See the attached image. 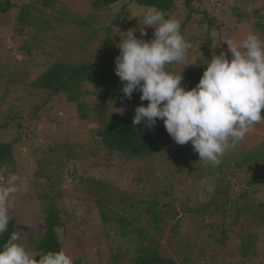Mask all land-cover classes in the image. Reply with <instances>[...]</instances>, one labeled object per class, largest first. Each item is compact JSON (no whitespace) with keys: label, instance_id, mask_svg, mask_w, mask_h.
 Instances as JSON below:
<instances>
[{"label":"trees","instance_id":"16d2710c","mask_svg":"<svg viewBox=\"0 0 264 264\" xmlns=\"http://www.w3.org/2000/svg\"><path fill=\"white\" fill-rule=\"evenodd\" d=\"M15 1L17 0H0V23L4 27L12 29L11 42L14 45L18 42L21 43L15 51L26 55V58L22 64H19L20 67L14 65L12 68L6 63L2 65L0 60V84H4L6 87L4 91H0V115L5 121V125L0 129H8L13 124H16L17 127L22 125L18 122L21 114L18 111L17 103V105L13 103L14 105L11 106L7 114L3 115L1 112L7 104L8 98L17 92L16 85H20L23 89L30 87L47 92L49 94L48 101L57 96L66 95L67 102L77 108L79 120H88L94 117L99 122L98 127L92 132L95 147L85 151V156L77 155L78 149L75 144H71L69 141L59 143L57 140L51 142L53 145L48 149L35 148L31 152L32 155L38 156L39 151L43 149L45 158L40 163L41 168L37 171L39 176L36 178L50 181L49 189L41 193V198L45 201L42 209L44 215L41 217L44 228L43 234L33 241V248L37 256L49 251L58 252L62 249L58 232L65 228L72 217L70 218L67 212L58 207V200L62 197L59 185L63 181L65 173L64 170L59 169L73 162L76 165L75 168L68 167L66 173L72 181L87 185L88 190L90 189L91 193L96 196L95 206L100 205L103 208L97 209L102 224L109 226L114 223L118 229L117 235L133 244L135 255L131 264H192L187 257L180 263L170 253H165L161 250L160 241L146 232L145 228L152 227L155 236L160 238L159 234L164 235L166 226L172 220H174V224L169 230V233H172L171 237L180 236L183 223L190 222L194 228L192 230L193 236H195L193 239L197 241L202 235L203 237L208 236L221 251L232 253L230 242L232 236L236 234L240 238V245L235 250L242 259L239 264L258 261L264 254V249L258 248L260 242L264 240V205L250 194L249 188L257 185L258 181L264 180V178L252 175L249 182L247 181L246 187L242 188L245 190L238 195H233L230 188L237 189L238 178L235 173H232V179L229 180L228 186L230 187L231 181L233 185L230 188L218 186L213 193L207 192L205 201L200 203L190 205L188 198L179 201L175 196V190L177 181L180 185L183 180L178 175H183L188 163L198 154L193 151V146L190 143V151L183 150L181 153L174 154L167 152L165 157L163 139L169 134L163 132L162 120H157L152 129L146 128L144 123L133 125L135 108L141 105L147 106L148 102H141L139 93L136 92L133 93L131 100L124 97L123 84L114 69L115 58L120 54L118 48L120 35L116 34L121 33V28L120 30L118 28L122 27V17L131 16L130 7L146 10L147 7L155 6L165 14L166 18H174L176 4L181 1L188 10L186 21L181 23L182 36L184 37L188 22L196 27L201 36V38L193 36L192 40H189L192 47L187 50L191 52L194 50L196 56L201 60V64L187 73L181 81V86L186 90L192 89L199 83L207 63H210L213 58L211 55L213 53L206 57L207 48L211 49L214 43L222 42L220 36L224 28L228 31V27L233 26V31L236 34H234L236 37L234 41L237 38L240 39L237 34L244 33L246 35L248 33V26L255 27V30L253 29L254 31L250 33H255L261 40L264 39V0H259L251 11L242 10L241 4L240 6L233 5L230 0H90L91 4L89 0H85L86 3H89V11L85 16L72 12L75 1L65 5L60 0H29L28 3L20 5L17 15L10 17L12 9L17 6ZM121 5L122 10L112 16V10ZM252 15L254 18L250 20ZM2 16H9L13 20L7 21ZM132 17L136 19L134 16ZM141 24L142 20L135 29L136 31L140 32ZM143 27L147 35L138 36V38L150 41L153 38L154 29ZM67 28L69 29L67 33L63 34L59 31ZM75 38L78 42L73 46L72 41L75 43ZM50 40L58 41L60 44L57 48H51L45 52V47L52 45ZM197 43L200 47L195 49ZM1 44L0 46H2ZM224 46L227 50L226 56L231 60V53L228 52L226 42ZM4 47L7 50L9 46L6 44ZM214 50L213 46L212 51L214 52ZM30 64L33 66L35 64L36 67L42 69V72L35 79L29 81L31 70L28 69V65ZM170 67L173 69L171 65ZM174 74L178 75L176 71ZM88 99L97 100V105L90 107ZM112 101L130 104L133 113L127 115L108 114ZM39 110H35L33 118L40 121L42 114L39 115ZM91 113L95 115L91 117ZM23 121L24 119H22ZM263 122L260 123L263 124ZM260 123H258L259 126ZM261 127H264V124ZM261 142L262 144L257 147V155L239 156L227 166L233 164L237 169L246 168L250 172L254 165L264 164V141ZM21 144L20 137L11 141H0V171L14 165L13 158L17 153L21 154ZM98 152H102L103 155L97 157L99 156ZM80 158L87 159L90 163L87 170L77 167L75 161ZM116 158L122 159L121 161L127 164H144L146 161L162 162L160 175L165 183L159 189L156 187V191L144 195L142 199L130 200L127 196L123 197L124 194H122L123 198L117 200L115 195L118 191L112 189L109 181L89 175L91 170L97 171L105 168L109 171L110 168H117V164H112ZM48 169H54L56 172L50 174L47 172ZM187 173L193 177L192 169H189ZM155 174V168L151 167L139 172V176L143 175L145 178L137 179L139 181L146 180V184H149L151 180H153L152 182L157 180ZM35 183L38 181L35 180ZM156 185L158 184L156 183ZM82 188L85 187L82 186ZM104 199L106 203L103 202ZM103 203L106 205L103 206ZM135 215L137 219L134 218ZM134 219L139 222L145 221L146 227L143 229L136 227ZM16 232L17 220L13 216L9 221L8 230L0 235V248L7 242L10 235ZM178 242L183 241L179 240ZM189 245L188 242L180 245L181 250H185ZM174 252L176 253V251ZM178 252L180 251L178 250ZM207 254L209 253H206L204 248H200V255L196 257L193 264L201 263ZM36 259L38 260L39 257ZM259 264L262 262L260 261Z\"/></svg>","mask_w":264,"mask_h":264},{"label":"rangeland","instance_id":"374dc122","mask_svg":"<svg viewBox=\"0 0 264 264\" xmlns=\"http://www.w3.org/2000/svg\"><path fill=\"white\" fill-rule=\"evenodd\" d=\"M60 1L65 5L71 1H75L72 12H76L78 15L81 14L85 16L89 11L88 7L90 0L89 3H86L85 0ZM230 1L233 5L240 6L241 4L242 10L251 11L255 8V5H257L259 0ZM28 2L29 0L15 1L17 6L12 9V12L9 14L10 17L17 15L20 5ZM121 10L122 5L117 6L112 10L113 12L111 15L114 16L115 13H118ZM129 10L131 16L128 15L126 17H122V27L118 28V30L121 28V33L116 34L117 36L120 35L119 41L121 39H125L127 36L126 33L129 30H133L137 38L140 36L139 30L136 31L135 29H137L138 25H140L143 18V12L145 10L137 7H130ZM187 15V8L183 2L179 1L176 4V10L173 17L178 19L181 24L186 21ZM132 16L136 19H133ZM2 17L7 21L13 20V18H10L9 16ZM253 18L254 17L252 15L250 20H253ZM253 29L255 30L254 26H248L247 32L250 33L254 31ZM11 30L12 29L9 27L6 28L0 23V44L2 43L1 45L3 46H0V60L2 61V65H5L6 63L11 68L14 65L20 67L19 64H22L26 55L15 51L21 43L18 42L14 45L11 42ZM59 31L64 34L67 33L69 29H60ZM199 34L200 33H198L196 27H193L191 22H188L187 29L184 32V39L186 41H191L193 36L201 38ZM234 34L235 32L233 31V26L230 25V28L228 27V31L224 28L220 36L222 42L213 44L215 48L214 52L212 51L213 46L211 49L207 48L208 53L206 57L211 53H213L211 55L214 56L219 55L221 52L227 55L224 41L227 39H236V34ZM237 35L240 36V39L237 38V40H235L236 42H240L246 37L244 33ZM49 42L52 43V45L47 48L45 47V52H48L51 48H57L60 44V42L53 40H50ZM72 42L74 44L73 46L77 45V38H75V43L74 41ZM6 44L9 46V52L8 49L5 50L4 45ZM198 47H200L199 43L195 45V49ZM77 56L80 57V55ZM200 64L201 60L196 56V52L194 50L192 52L187 51L186 58L183 62L171 64L173 69H171L170 65H167L166 71L173 75H176L174 74L176 71L178 75L181 74L182 77H184ZM28 66V69L31 70L28 78L29 81L35 79L40 72H42V69L36 67L35 64L34 66L33 64ZM16 86L18 89L17 92L15 95L13 94L8 98V102L1 112H3V115L7 114L11 106L14 105L13 103H17L19 108L18 111L21 114V118L18 119V122L22 123V125L17 127L16 124H13V126L8 129H0V141H11L12 139L20 137L22 140V147H20L21 152H19L21 154L17 153L14 156V165L9 167L10 172L7 173L9 170L7 167L0 171V185H5L7 178L13 173L21 176L22 179L27 180L29 185L28 189L26 191H19L11 198L10 203L12 206L9 214L10 217L15 216L17 220L16 234L20 237L17 243L25 247L26 250L33 256H37V253L33 248V241L43 234L44 228L41 217L44 215L42 213V209L45 201L41 198V193L48 190L50 187V181L36 178V176H39L37 171L41 168L40 163L42 159L45 158L43 149H48L49 146L53 145L52 143L54 140H57L59 143L69 141L71 144L76 145L78 149V156L84 155L85 151H89L91 148L95 147L92 132L93 129L98 127L99 122H97L94 117L88 120H79L77 108L67 102L66 95H60L48 101L49 94L47 92L35 90L30 87L23 89L20 85ZM5 89V85L0 84V91H4ZM189 90H191V88ZM87 102H89L90 107L97 105V100L95 99H88ZM38 109H40L39 115L42 114L40 121L33 118L35 116V110ZM112 113L117 115H127L133 113V108L128 103L112 101L108 114ZM94 115L93 113L90 114L91 117ZM1 117L2 115H0V128L5 125V121ZM22 119H24L23 122ZM260 124V126L258 124L254 126L242 142L237 144L233 150L225 154L219 166H205L203 163L199 162V156L190 161L186 166L183 175H178L181 176L180 179L183 180L180 185L177 181L175 190V196L179 199V201H183L188 198L190 199V205L205 201L207 192L213 193L216 187L220 186L221 188H224L229 185V180L232 179V173H235L238 178L237 189H233V187H231L233 185L232 181L230 183L231 188L228 186L233 195H238L245 190L242 188L246 187L247 181L249 182L252 175L264 178V164L254 165L252 169H250V172H248L246 168L237 169L233 164L227 166V164L232 163L233 160L239 156L248 157L250 155H257V147L262 144L261 141H264V127H261L264 122L263 124ZM162 125L163 132H167L164 124ZM189 145L190 142L185 145H178L170 135L166 138L164 137V156L166 157L167 152L174 154L181 153L183 150L190 151ZM35 148H43L39 151L38 156H34L31 153ZM262 150L263 149L261 148V151ZM98 155L99 156L97 157H101L103 154L102 152H98ZM121 160L122 159L119 160L118 158L114 159L112 164H117L118 167L110 168L109 171L105 168L97 171H89V175H93L94 177L96 176V178H105L111 183L112 189L118 191L117 195H115L117 200H120L125 196H127L130 200L142 199L144 195H148L150 192L156 191L157 188L159 189L165 183V180L160 175L162 172V162L155 161L152 163L146 161L144 164H127ZM75 162L77 163V167H82L86 170L90 167V163L87 159L84 160L80 158V160ZM75 166L76 165L71 162L68 166L66 165L65 167H60L61 169H59L64 170L65 173L63 181L59 185L62 197L58 200V207L64 210V212H67L70 218L72 217V219L66 224L65 228L60 229L58 232L62 249L71 257L73 264H131V260L135 255L133 251V244L117 235L118 229L114 223L109 224V226L102 224L97 210L100 209L101 206H95V200L97 199L96 196L91 193L90 189L88 190L86 187L87 185L72 181L71 177L66 173L68 167L73 169ZM151 167L155 168V178H157V180L154 182L151 180L149 184H146V180L139 181L137 178H140L141 180L145 178L143 175L139 176V172ZM6 169L8 170L6 171ZM189 169H192L193 177H190L187 173ZM48 170L47 172L50 174H54V172H56L54 169ZM35 180H37L38 183H35ZM156 183L158 185H156ZM82 186L85 188L83 189ZM249 191L251 195L257 198L260 203L264 205V180L258 181L257 185L249 188ZM122 194H124L123 197L121 196ZM136 196L137 198H135ZM103 202L106 203V200L104 199ZM105 203H103V206L106 205ZM135 217L136 215L134 218ZM136 219H134L136 221V227L142 229L143 227H146L145 221L139 222ZM173 224L174 220L170 221L168 226H166L164 235L161 236L159 234L160 238H158L157 235L155 236V232L152 227L145 229L146 232L150 233L153 238L160 241L161 250L165 253H170L180 263L185 260V257H187L188 261L193 264V262L196 261V257H199L200 255V248H204L206 253L209 254H207L206 258H204L201 263L197 262V264H239L242 261L239 253L235 252L237 247L240 245V238L238 235L235 234L232 236V241L230 242L232 253H225L224 251H221L208 236L203 237L202 235L197 241L196 239H193L195 237L192 232L194 228L193 224L190 222H187L186 224L183 223L180 236L171 237L172 233H169V230ZM179 240L183 242H178ZM186 242L190 243L189 247L185 248V250H181L180 245H184ZM258 248L264 249V240L260 242ZM178 250L180 252L177 253ZM174 251H176V253ZM260 261L264 264V254L261 255L258 261H251L249 264H259Z\"/></svg>","mask_w":264,"mask_h":264},{"label":"clouds","instance_id":"9594fccd","mask_svg":"<svg viewBox=\"0 0 264 264\" xmlns=\"http://www.w3.org/2000/svg\"><path fill=\"white\" fill-rule=\"evenodd\" d=\"M141 25L140 36L147 35V26L154 29L153 38L145 41L129 30L118 45L114 69L124 97L131 100L136 92L141 102H148L135 108L133 125L144 123L152 129L162 120L178 145L191 143L200 163L219 166L225 154L264 121V40L255 33L240 42L225 40L231 60L223 52L214 55L199 83L186 90L181 74L166 71L167 65L183 62L192 47L181 34L180 21L151 6L143 12ZM28 187L15 173L0 185V235L8 230L11 198ZM19 239L12 233L0 248V264H73L63 249L33 256Z\"/></svg>","mask_w":264,"mask_h":264}]
</instances>
